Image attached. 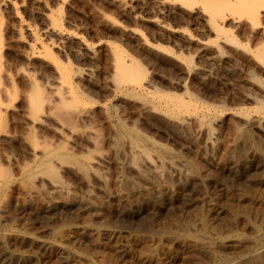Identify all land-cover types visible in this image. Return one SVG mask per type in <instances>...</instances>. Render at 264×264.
<instances>
[{"label": "rangeland", "instance_id": "obj_1", "mask_svg": "<svg viewBox=\"0 0 264 264\" xmlns=\"http://www.w3.org/2000/svg\"><path fill=\"white\" fill-rule=\"evenodd\" d=\"M191 10L180 0H0V162L12 169L0 194L1 264H264V109L257 108L264 89L257 92L247 71L254 66L264 79V67L243 47L217 38ZM54 17L65 33H74L72 38L52 34ZM244 21L232 34L254 45ZM44 46L52 57L32 53ZM114 46L142 64L149 95L160 91L199 105L182 114L185 127L158 105L143 110L148 95L139 98L117 88L111 78ZM216 47L224 50L222 56ZM56 61L73 69L74 86L85 101L69 112L70 120L55 107L62 84ZM32 81L43 84L50 100L39 123L29 110ZM118 121L157 144L147 148L158 155L152 160L161 169L140 166L129 138L118 134ZM34 134L52 149L65 147L64 152L86 159V173L74 163L51 159L69 189L66 195L56 193L58 183L46 174L37 172L34 183L27 181L24 169L44 157V145H34Z\"/></svg>", "mask_w": 264, "mask_h": 264}, {"label": "bare ground", "instance_id": "obj_2", "mask_svg": "<svg viewBox=\"0 0 264 264\" xmlns=\"http://www.w3.org/2000/svg\"><path fill=\"white\" fill-rule=\"evenodd\" d=\"M181 1V4H182V6L184 7V8H190V9H192L191 11H193L194 10V12H196V14H197V16L196 17H200L201 18V21L204 23V25L203 26H207L209 29L208 30H210V32L211 31H213V33L215 32V34H217V38H219L220 40L221 39H223V40H221V41H224L225 43H227V42H229V43H231V44H229V45H236V47H239V46H241V48L243 47L244 48V50H245V52H247V54L249 53V54H251L252 56H253V59H254V61L257 63V65L259 66V65H261V66H263L264 67V0H180ZM121 2V1H120ZM160 2H162V1H160ZM173 3V2H172ZM171 3V4H172ZM168 4H170V3H168ZM158 5V4H157ZM173 5V4H172ZM14 6V5H13ZM198 6H199V8H198ZM172 7V6H171ZM176 7V6H175ZM125 8V7H124ZM167 9V8H166ZM182 9V8H181ZM17 10V9H16ZM16 10H14V11H16ZM186 10V9H185ZM188 10V9H187ZM190 11V10H189ZM183 12H185V11H183ZM50 13V12H49ZM182 13V12H181ZM16 14H18V12L16 13ZM55 14V13H54ZM60 14V13H59ZM169 16V15H168ZM185 16V15H184ZM191 16V15H190ZM51 17H53V16H51ZM59 17H61V16H59ZM47 18H48V16H47ZM134 18V17H133ZM159 18V17H158ZM169 18V17H168ZM59 19V18H58ZM58 19L57 18H53L52 19V21H51V18H50V21L52 22L51 24H52V26H51V28H50V25H49V27L48 28H50V31L52 32V34H54L55 36H57L58 37V39H60V40H64V39H66V41L67 40H69L68 39V37L69 36H71V35H73L74 33H72L71 35H69V33H70V31H69V33H65L64 32V30H63V27H62V24L60 25V23H59V21H58ZM138 19V18H137ZM152 19H153V17H152ZM149 20V19H148ZM187 20V19H186ZM241 20H246V21H244V22H248L249 23V25H250V33H251V39H253V40H255V43H254V45H244V44H242L238 39H237V37L235 36V35H233L232 34V30L236 27V26H239L238 24L241 22ZM138 21V20H137ZM195 21V20H194ZM154 22V21H153ZM187 22H189V21H187ZM197 22V21H196ZM62 23V22H61ZM166 23H168V22H166ZM185 23V22H184ZM247 23V24H248ZM21 24V23H20ZM50 24V23H49ZM162 24V23H161ZM181 24V23H180ZM183 24V23H182ZM186 24V23H185ZM154 25V24H153ZM189 25V24H188ZM200 25H201V23H200ZM0 26H2V25H0ZM163 26V25H162ZM161 25L159 26V27H162ZM184 27V26H183ZM196 27V26H195ZM187 28V27H186ZM201 28V27H200ZM244 28V27H243ZM248 28V27H247ZM236 29V28H235ZM186 30V29H185ZM201 30V29H200ZM240 30V29H239ZM245 30V29H244ZM243 30V31H244ZM188 31V30H187ZM30 32V31H29ZM32 32V31H31ZM185 32V31H184ZM183 32V33H184ZM22 33V32H21ZM127 33V32H126ZM130 33V32H129ZM189 33V32H188ZM187 33V34H188ZM193 33H195V32H193ZM205 33V32H204ZM235 33V32H234ZM123 34V33H122ZM248 34V33H247ZM246 34V35H247ZM20 35V34H19ZM129 35V34H128ZM131 35V34H130ZM195 35V34H194ZM249 35V34H248ZM80 36V35H79ZM78 36V37H79ZM186 36H188V35H186ZM185 36V37H186ZM238 36V35H237ZM245 36V35H244ZM189 37V36H188ZM196 37V36H195ZM71 38H72V36H71ZM139 38V37H138ZM147 38V37H146ZM181 38V37H180ZM36 39L38 40V38H35L34 37V40L36 41ZM215 39V38H214ZM213 39V40H214ZM218 39V40H219ZM80 40H82V39H80ZM72 41V40H71ZM198 41V40H197ZM37 42V41H36ZM35 42V43H36ZM63 43H65V41H62ZM196 42V41H195ZM203 42V41H202ZM39 43V42H38ZM82 43H83V41H82ZM108 44H110L109 42H107ZM140 43V42H139ZM206 43H208V41L206 42ZM216 43V42H215ZM40 44V43H39ZM85 44V43H84ZM87 44V43H86ZM194 44V43H193ZM228 44V43H227ZM248 44V43H247ZM250 44V43H249ZM113 44H111V46H112ZM144 45H145V43H144ZM219 45H220V41H219ZM199 46V45H198ZM202 46V45H201ZM210 46V45H209ZM209 46H207L208 48H209ZM41 47H42V45H41ZM40 47V48H41ZM45 47V46H44ZM43 47V49H44V51H41V49H40V51H37L36 50V48H32V53L33 54H38L39 56H43V57H52V52L49 50V49H46V47L44 48ZM88 48L87 49H89L90 50V47L89 46H87ZM115 47V46H114ZM160 47V46H159ZM223 47V46H222ZM120 48V47H119ZM118 48V46L117 47H115V57H116V63H115V65H116V73L114 74V76L113 77H111L114 81H115V84L117 85V88H119L120 90L121 89H125L126 90V92H128L129 94H131V95H133V96H136V97H139V98H146V96L148 95L149 96V98H146V99H144V102H143V106H142V109L143 110H145V111H150V110H154V109H156L155 108V105H158V106H160V108H165V110L164 111H166L172 118H174V119H176V120H178L179 121V123H181V125H184V127L187 125L186 123V120L185 119H183L181 116H182V114H184V113H194L195 112V109H198L197 107L199 106V105H197V103L196 102H194V100L192 101V99L190 100V101H184L182 98H179L180 96H176V95H173V94H164V93H160V91H158V89H157V86H154L155 87V89H157V91L158 92H155V93H152L151 95H149V93L147 92V91H149V90H147L146 91V89H145V86H149V85H147L146 84V82H148V81H146L145 82V79H146V77H147V74H146V71H145V69L142 67V64H140L139 62H137L136 60H134V59H131V58H129V54H128V56L127 55H125V53L122 51V49L120 50ZM154 48H155V46H154ZM178 48V47H177ZM191 48V47H190ZM205 48V47H204ZM230 48V47H229ZM241 48L239 49V50H241ZM242 48V49H243ZM42 49V50H43ZM148 49V48H147ZM166 49H167V47H166ZM194 49V48H193ZM199 49V48H198ZM207 48H205V50H206ZM213 49V48H212ZM216 49H217V47H216ZM1 50V49H0ZM88 50V51H89ZM112 50V49H111ZM181 50V49H180ZM189 50V49H188ZM195 50V49H194ZM218 50V51H217ZM216 51L218 52V54L217 55H221L222 56V51H224V50H221V47H219L218 49H217ZM244 50H243V52H244ZM85 51H86V49H85ZM91 51H92V49H91ZM90 51V52H91ZM152 51V50H151ZM235 51L237 52L238 50H237V48L235 49ZM29 52V51H28ZM93 52V51H92ZM111 52V51H110ZM157 52V51H156ZM180 52V51H179ZM181 52H182V50H181ZM180 52V53H181ZM189 52V51H188ZM193 52V51H192ZM191 52V53H192ZM197 52V51H196ZM235 52V53H236ZM162 53V52H161ZM178 53V52H177ZM179 53V54H180ZM203 53V52H202ZM88 54V53H87ZM190 54V53H189ZM196 54V53H195ZM207 54V53H206ZM224 54V53H223ZM232 54V53H231ZM30 55H32V54H30ZM193 55V54H192ZM240 55V54H239ZM238 55V56H239ZM133 56V55H132ZM181 56H183V55H181ZM201 56V55H200ZM234 56V55H233ZM237 56V57H238ZM247 56V55H246ZM29 57V56H28ZM92 57V56H91ZM114 57V58H115ZM159 57V56H158ZM196 57V56H195ZM206 57V56H205ZM217 57H219V56H217ZM236 57V58H237ZM242 57V56H241ZM31 58H33V57H31ZM136 58H138V57H136L135 56V59ZM140 58H141V56H140ZM204 58V57H203ZM209 58H210V56H209ZM230 58V57H229ZM30 59V58H29ZM44 60V59H43ZM42 60V61H43ZM139 60V59H138ZM141 60H142V58H141ZM146 60V59H145ZM144 60V65H145V62L147 63V61H145ZM191 60V59H190ZM218 60V59H217ZM220 60V59H219ZM183 61V60H182ZM195 61V60H194ZM46 62V61H45ZM51 62V61H50ZM70 62V61H69ZM149 62V61H148ZM184 62V61H183ZM193 62V61H192ZM232 62V61H231ZM56 64H57V67H58V69H59V71H60V78L62 79V84H61V87L59 88V89H57L56 91H55V93H56V96H57V98H55L56 100H57V102H56V105H55V107H56V111H59V113H61V114H59V115H61V117H62V114H63V117H65V118H67V115L69 114V112H71V111H75V110H78L79 108H80V106L85 102L84 101V98H83V96H81L82 94L81 93H79L78 92V90H77V88L74 86V81H73V79H74V75H73V69L71 68V67H69V66H67V65H62L59 61H56L55 62ZM230 63V62H229ZM234 63H237V62H234ZM3 64V63H2ZM55 64V65H56ZM189 64V63H188ZM53 65V64H52ZM181 65V64H180ZM190 65V64H189ZM241 65V64H240ZM246 64L244 63V65L243 66H245ZM3 66V65H2ZM1 66V67H2ZM146 66V65H145ZM148 66V65H147ZM183 66H185V65H183ZM195 66V65H194ZM198 66V65H197ZM258 66H257V68H258ZM260 66V67H261ZM237 67H238V65H237ZM247 67V66H246ZM250 67V66H249ZM239 68V67H238ZM56 69V68H55ZM74 69H78L77 67H75ZM259 69V68H258ZM264 69V68H263ZM196 70V69H195ZM230 70V69H229ZM3 71V70H2ZM25 71V70H24ZM58 71V72H59ZM83 71V70H82ZM235 71H236V69H235ZM246 70H244V72H245ZM247 71H249L248 72V76L249 77H251V78H253V79H255L256 81L253 83L252 82V86H254L255 87V89H257V92L258 91H261L262 89H264V79L263 78H261V77H259L258 76V74H257V72H256V69H255V67L254 66H251ZM263 71V70H262ZM22 72V71H21ZM31 72V71H30ZM56 72V71H55ZM90 72V71H89ZM200 72V71H199ZM241 72V71H240ZM261 72V71H260ZM1 74H2V72H0ZM23 73V72H22ZM91 73H92V71H91ZM235 73V72H234ZM239 73V72H238ZM241 73H243V72H241ZM7 74V73H6ZM18 74V73H17ZM25 74H27L26 72H25ZM94 74V73H93ZM113 74V73H112ZM191 74V73H190ZM245 74V73H244ZM22 75V74H21ZM30 75V74H29ZM33 75V74H32ZM188 75V74H187ZM2 76V75H1ZM9 76V75H8ZM75 76H76V72H75ZM81 76V75H80ZM85 76V75H84ZM241 76V75H240ZM243 76V75H242ZM260 76H261V74H260ZM3 77V76H2ZM11 77V76H10ZM26 77V76H25ZM77 77H79V76H77ZM149 77V76H148ZM174 77H175V75H174ZM173 77V78H174ZM1 78V77H0ZM27 78H29V77H27ZM33 78V77H32ZM110 78V79H111ZM26 79V78H25ZM92 79V78H91ZM186 79V78H185ZM184 79V80H185ZM188 79V78H187ZM239 79H241V78H239ZM250 79V78H249ZM1 80V79H0ZM58 80H59V78H58ZM81 80H82V78H81ZM244 80H246V79H244ZM31 81V80H30ZM35 81V80H34ZM112 81V80H111ZM176 81V80H175ZM12 82H13V78H12ZM77 82V81H76ZM181 82V81H180ZM249 82V81H248ZM14 83V82H13ZM12 83V84H13ZM44 83V82H43ZM159 83V82H158ZM250 83V82H249ZM248 83V84H249ZM29 84H31V83H29ZM41 83H38V82H33L32 81V88H31V91L30 90H28V91H30V93H29V102H30V115H31V117L33 118V120L34 121H37L38 122V120L39 121H42L43 122V120L41 119V114L42 113H46L47 111H44V107H46L45 106V104H46V102H48V101H50L48 98H47V96H46V92H45V90H43V84H42V86L40 85ZM149 84V83H148ZM153 84V83H152ZM45 85V84H44ZM59 85V84H58ZM79 85H80V83H79ZM78 85V86H79ZM82 85V84H81ZM151 85V84H150ZM156 85V84H155ZM251 85V84H250ZM13 86V85H12ZM11 86V87H12ZM47 86V85H46ZM131 86H133L135 89H132V87ZM16 87V86H15ZM30 87V86H29ZM45 87V86H44ZM59 87V86H58ZM131 87V89H129ZM168 87V86H167ZM82 88V87H81ZM149 88V87H148ZM147 88V89H148ZM252 88V87H251ZM250 88V89H251ZM53 89V88H52ZM80 89V88H79ZM247 89V88H246ZM261 89V90H260ZM17 89H15L14 87H13V89H12V91L11 90H9V91H11L12 93H14L15 94V91H16ZM153 90V89H152ZM151 90V91H152ZM167 90H169V89H167ZM188 90V89H187ZM242 90H243V88H242ZM245 90V89H244ZM4 91V90H3ZM24 91V90H23ZM50 91V90H49ZM81 91V90H80ZM87 91V90H86ZM112 91V90H111ZM162 91H164V90H162ZM250 91V90H249ZM253 92L255 91V90H252ZM251 91V92H252ZM264 91V90H263ZM262 91V92H263ZM1 92H2V90H1ZM52 92V91H51ZM89 92V91H88ZM245 92H247V91H245ZM252 92V93H253ZM26 93V92H25ZM28 93V92H27ZM243 93V92H242ZM48 94H50V93H48ZM47 94V95H48ZM81 94V95H80ZM187 94V93H186ZM191 94V93H190ZM250 94V93H249ZM10 95H12V94H10ZM90 95H91V93H90ZM111 95V94H110ZM119 95V94H118ZM201 95V94H200ZM200 95H199V97H200ZM252 95V94H251ZM250 95V96H251ZM50 98H51V96L50 95H48ZM151 96V97H150ZM188 96V95H187ZM192 96H193V93H192ZM195 96H197V99H199L198 98V95H195ZM256 96H258L257 95V93H256ZM261 96H262V94H261ZM263 97H264V95H263ZM263 97H262V100H260V99H258V104H257V108L259 109L260 108V110L262 109H264V99H263ZM11 98H13V96L11 97ZM93 98V97H92ZM116 98V97H115ZM193 98H194V96H193ZM244 98V97H243ZM258 98V97H257ZM259 98H260V96H259ZM86 99V98H85ZM90 99V98H89ZM130 99V98H129ZM201 99V98H200ZM253 99V98H252ZM120 100V99H119ZM100 101V100H99ZM103 101H105V100H103ZM102 101V102H103ZM123 101V100H122ZM127 101V100H126ZM204 101V100H203ZM206 101V100H205ZM112 102H113V100H112ZM129 102V101H128ZM131 102V101H130ZM194 102V103H193ZM0 103H1V101H0ZM55 103V102H54ZM53 103V104H54ZM139 103V102H138ZM211 103H213V102H211ZM215 103V102H214ZM217 103V102H216ZM224 103V102H223ZM99 104V103H98ZM137 104V103H136ZM203 104H205V103H203ZM220 104H221V102H220ZM229 104V103H228ZM217 105H219V104H217ZM227 105V104H226ZM238 105V104H237ZM246 105H247V103H246ZM50 106V105H49ZM92 106V105H91ZM223 106V105H222ZM225 106V105H224ZM234 106V105H233ZM54 107V108H55ZM86 107V106H85ZM193 107V111L191 110V108ZM204 107V106H203ZM202 107V108H203ZM246 107H248V106H246ZM253 108H254V106H252ZM50 108H51V106H50ZM53 108V107H52ZM98 108V107H97ZM103 108H105V109H107L106 108V105H105V107H103ZM134 108V107H133ZM208 108H209V106H208ZM249 108V107H248ZM256 108V109H257ZM58 109V110H57ZM109 109V108H108ZM141 109V110H142ZM89 110V109H88ZM94 110V109H93ZM136 110V109H135ZM142 110V111H143ZM210 110V109H209ZM50 111V110H49ZM55 111V112H56ZM130 111V110H129ZM199 111V110H198ZM86 113H87V111H85ZM93 112V111H92ZM131 112H133V111H131ZM232 112V111H231ZM236 112V111H235ZM52 113V112H51ZM58 113V112H57ZM105 113H106V111H105ZM104 113V114H105ZM117 113V112H116ZM143 113V112H142ZM211 113V112H210ZM216 113V112H215ZM238 113V112H237ZM245 113V112H244ZM247 113V112H246ZM53 114V113H52ZM122 114V113H121ZM130 114V113H129ZM220 114V113H219ZM239 114H240V112H239ZM45 115V114H44ZM44 115H42V116H44ZM49 115V114H48ZM96 115V114H95ZM117 115V114H116ZM157 115H159V114H157ZM194 115V114H193ZM223 115V114H222ZM241 115V114H240ZM247 115V114H246ZM47 116V115H46ZM52 116V115H51ZM50 116V117H51ZM57 116V115H56ZM70 116V115H69ZM75 116H76V114H75ZM105 116H106V114H105ZM139 116V115H138ZM187 116H189V115H187ZM205 116H207V115H204L203 114V117H205ZM209 116V115H208ZM233 116V115H232ZM235 116V115H234ZM45 117V116H44ZM43 117V118H44ZM57 117H59V116H57ZM121 117V116H120ZM202 117V118H203ZM238 117V116H237ZM242 117H243V114H242ZM248 117V116H247ZM261 117V116H260ZM47 118H49V117H47ZM47 118H46V120H47ZM69 118V117H68ZM67 118V119H68ZM104 119H105V117H103ZM109 118V117H108ZM107 118V119H108ZM163 118V117H162ZM185 118V117H184ZM188 118V117H187ZM217 118V117H216ZM216 118H215V120H216ZM219 118V117H218ZM55 119V118H54ZM53 119V120H54ZM79 118H77V120H78ZM87 119V118H86ZM124 119H126V118H124ZM201 119V118H200ZM249 119V118H248ZM45 120V121H46ZM69 120H70V118H69ZM76 120V121H77ZM82 120V119H81ZM89 120V119H88ZM103 120V119H102ZM138 120V119H137ZM136 120V121H137ZM157 120V119H156ZM194 120V119H193ZM202 120V119H201ZM244 120V119H243ZM61 121H63L62 120V118H61ZM64 121H66V120H64ZM73 121V120H72ZM79 121V120H78ZM166 121V120H165ZM196 121V120H195ZM204 122H205V120H203ZM263 121H264V119H263ZM8 122V121H7ZM74 122V121H73ZM73 122H69L70 123V125L71 124H73ZM84 119H83V124H84ZM135 122V121H134ZM138 122V121H137ZM140 122H141V120H140ZM176 122V121H175ZM196 122H198V121H196ZM209 123H210V121H208ZM207 122V123H208ZM39 123V122H38ZM50 123V122H49ZM55 123V122H54ZM66 123V122H65ZM75 123H77V122H75ZM81 123V122H80ZM90 123V122H89ZM108 123H109V120H108ZM113 123V122H112ZM111 123V124H112ZM132 123V122H131ZM167 123H168V121H167ZM174 123V122H173ZM241 123V122H240ZM257 123V122H256ZM6 124V123H5ZM191 124V123H190ZM193 124H195V123H193ZM212 124V123H211ZM236 124H237V122H236ZM239 124V123H238ZM263 124V123H262ZM44 125V124H43ZM62 125H63V123H62ZM64 125H67V124H64ZM70 125H68L69 127H70ZM74 125V124H73ZM73 125H71V127L73 126ZM109 125V124H108ZM113 125V124H112ZM128 125V124H127ZM133 125V124H132ZM219 125V124H218ZM217 125V126H218ZM1 126H2V116H1V114H0V128H1ZM9 126V125H8ZM55 126V125H54ZM78 125H76V126H74V127H77ZM90 126H91V123H90ZM105 126V125H104ZM110 126V125H109ZM134 126V125H133ZM243 126V125H242ZM3 127V126H2ZM45 127H49L48 125L46 126L45 125ZM69 127L67 128V129H69ZM82 127V126H81ZM110 127H113V126H110ZM141 127V126H140ZM176 127H177V125H176ZM8 128V127H7ZM28 128V127H27ZM42 128V127H41ZM53 128V127H52ZM60 128V127H59ZM83 128V127H82ZM117 128H118V134L120 135V137H128L129 138V140H130V142H131V145H132V148H133V151H136L137 152V154H139L138 155V157L140 156V163L139 164H142V165H140V166H143V165H146V166H148L149 167V169H150V167L151 168H154V170H155V172L157 171V168H159V169H161L160 168V166H157V168H156V161L154 162L153 160H152V157H154V156H156L155 154L153 155V156H151V152H150V150L147 148V144L148 145H150L151 146V149H152V147L153 148H158V146H157V144H155L154 142H152V141H150V140H148L144 135H142L141 133H139L137 130H135V129H130V128H128V127H126V125H125V123H123V122H121V121H118L117 122ZM173 128V127H172ZM179 128V127H178ZM209 128H210V126H209ZM6 129V128H5ZM50 129V128H49ZM113 129V128H112ZM115 129V128H114ZM138 129V128H137ZM142 129V128H141ZM140 129V130H141ZM174 129V128H173ZM9 130V129H8ZM7 130V131H8ZM43 130V129H42ZM46 130V129H45ZM53 130H54V128H53ZM57 130V129H56ZM71 130H73V128H71ZM111 130V129H110ZM180 131H181V129H179ZM184 130V129H183ZM199 130V129H198ZM212 130H213V128H212ZM10 131V130H9ZM69 131H70V129H69ZM211 131V130H210ZM46 132V131H45ZM56 132H58V131H56ZM41 133H43L42 131H41ZM60 133H61V131H60ZM26 134V133H25ZM24 134V135H25ZM44 134V133H43ZM46 134H48V133H46ZM54 134V133H53ZM76 134V133H75ZM99 134V133H98ZM185 134V133H184ZM247 134V133H246ZM28 135V134H27ZM35 135V134H34ZM57 135V134H56ZM26 136V135H25ZM46 136V135H45ZM44 136V138H46ZM191 136V135H190ZM36 137V135L33 137V135H32V140H33V142H34V145L36 146V147H39L40 148V146H43L44 145V142H42L41 141V139H40V141L42 142V144L40 143V145L38 144V141H37V137ZM27 138V137H26ZM57 138V137H56ZM60 139L62 138V137H59ZM58 138V139H59ZM191 138V137H190ZM27 140V139H26ZM46 140H52V139H46ZM218 140V139H217ZM39 141V142H40ZM126 141V140H125ZM48 142V141H47ZM45 143V145L43 146L44 147V157H41V160H39V162L36 164V166H33V164H32V166H28V167H26L24 170H25V173H26V175L28 176V182H29V179L30 178H33V180L31 179L30 181H33V183L35 182L34 180H36V178L34 177V174L35 173H40V175L43 173V175H48V176H50L51 177V179L55 182V184L56 183H58V185L59 186H56V191L58 190V192H56V193H60V192H64V194L66 195L67 193H68V191H67V189H68V187H64L63 186V184H62V181H61V176H60V174H59V172L57 171V169L53 166L55 163H52L53 161H51V159L52 158H55V157H57V158H60L61 160H62V162L64 161V163L65 162H69V164H70V162L71 163H74V164H76L77 165V167H79L80 169H82V170H84V172L86 173V171H87V169L88 168H90L87 164H86V159L85 160H83L82 158H80V157H77V156H75V155H71V153L70 154H68L67 152H64V150H63V148H65V147H63V148H61V149H59V150H56V149H52L49 145H47L48 143ZM53 142V141H52ZM66 142V141H65ZM69 142V141H68ZM68 142L66 143V144H68ZM55 143H57V142H55ZM208 143V142H207ZM59 144V143H58ZM39 145V146H38ZM61 147V146H60ZM69 147V146H68ZM70 148V147H69ZM131 148V147H130ZM245 148V147H244ZM208 149V148H207ZM132 150V149H131ZM153 150V149H152ZM40 151V150H39ZM132 151V152H133ZM231 151V150H230ZM241 151V150H240ZM135 152V153H136ZM154 152V151H153ZM161 153V152H160ZM240 154V153H239ZM132 155H134V154H132ZM87 156V155H86ZM158 156V155H157ZM244 156V155H243ZM8 157V156H7ZM88 157V156H87ZM90 157V156H89ZM137 157V158H138ZM2 158V157H1ZM4 158V157H3ZM25 158V157H24ZM30 158H31V156H30ZM134 158H135V156H134ZM134 158H132V159H134ZM158 158V157H157ZM162 158V157H161ZM23 159V158H22ZM91 159H93V158H91ZM229 159V158H228ZM31 160V159H30ZM38 160V159H37ZM163 160L164 159H162V162H163ZM3 161V160H2ZM23 161V160H22ZM27 161V160H26ZM134 161V160H133ZM133 161H132V163H133ZM136 162H137V159L135 160ZM165 161V160H164ZM184 161V160H183ZM227 161V160H226ZM228 161H230V159L228 160ZM28 162V161H27ZM88 162H89V160H88ZM91 162V161H90ZM139 162V161H138ZM160 162V161H159ZM234 162V161H233ZM237 162V161H236ZM2 162H0V194H1V192H2V190H3V188L7 185V183H9V181L11 180V175H12V173H10L11 171H12V169H10L11 171H9L7 168H4L3 166H4V164H3V166H2V164H1ZM11 163V162H10ZM20 163V162H19ZM24 163H25V161H24ZM231 163V162H230ZM6 164V163H5ZM27 164V163H26ZM53 164V165H52ZM162 164V163H161ZM165 164V163H164ZM22 165V164H21ZM20 165V166H21ZM34 165H35V163H34ZM63 165V164H62ZM90 165H92L91 163H90ZM138 165V164H137ZM158 165V164H157ZM235 165V164H234ZM11 166V165H10ZM19 166V165H18ZM23 166V165H22ZM65 166V165H64ZM72 166V165H71ZM132 166V165H131ZM135 166V165H134ZM145 166V167H146ZM62 167V166H61ZM66 167V166H65ZM68 167V166H67ZM73 167V166H72ZM144 167V166H143ZM19 168V167H18ZM22 168V167H21ZM57 168H58V166H57ZM78 168V169H79ZM92 168V167H91ZM239 168V167H238ZM20 169V168H19ZM68 169V168H67ZM62 170V169H61ZM150 170H152L153 171V169H150ZM192 170V169H191ZM232 170V169H231ZM60 171V170H59ZM68 171V170H67ZM142 171V170H141ZM148 171V170H147ZM76 172V171H75ZM96 172V171H95ZM146 172V171H145ZM62 173V172H61ZM153 173V172H152ZM191 173V172H190ZM189 172H188V174H190ZM64 174V173H63ZM62 174V175H63ZM193 174V173H192ZM37 175V174H36ZM158 175V174H157ZM145 176V175H144ZM22 177V176H21ZM26 177V176H25ZM156 177V176H155ZM143 178V177H142ZM160 178V177H159ZM193 178V177H192ZM41 178H39V180H40ZM38 180V179H37ZM37 182V181H36ZM32 183V184H33ZM60 183V184H59ZM20 184V183H19ZM30 184V183H29ZM32 184H30V186L32 185ZM36 184V183H35ZM39 184H41V183H39ZM138 184V183H137ZM21 185V184H20ZM46 186H47V184H45ZM45 185H43V186H45ZM65 185V184H64ZM167 185V184H166ZM42 186V185H41ZM45 186V187H46ZM44 187V188H45ZM57 187H58V189H57ZM11 188V187H10ZM22 188V187H21ZM27 188V187H26ZM31 188V187H30ZM12 189V188H11ZM60 190V191H59ZM69 190V189H68ZM29 191V193H30V190H28ZM12 192V191H11ZM41 192V191H40ZM51 192H53V191H51ZM3 193V192H2ZM37 193V192H36ZM43 193V192H42ZM45 194V193H44ZM63 194V193H62ZM34 195V194H33ZM40 195V194H39ZM71 195V194H70ZM10 196V195H9ZM23 196V195H22ZM59 196H61V195H59ZM63 196V195H62ZM33 197V196H32ZM31 197V198H32ZM5 198V197H4ZM63 198V197H62ZM8 199V198H7ZM10 199V198H9ZM6 201V200H5ZM46 201H47V199H46ZM92 201V200H91ZM23 202V201H22ZM43 202V201H42ZM87 203H88V201H87ZM2 205V204H1ZM92 206H93V204H92ZM96 206H97V203H96ZM43 207V206H42ZM2 208V207H1ZM0 208V209H1ZM49 208V207H48ZM55 208V207H54ZM52 209V208H51ZM3 210V209H2ZM5 211V210H4ZM60 212V211H59ZM2 228V227H1ZM235 234V233H234ZM262 235V234H261ZM3 236V235H2ZM6 236V235H5ZM234 236V235H233ZM241 236V235H240ZM260 236V235H259ZM258 236V237H259ZM197 237V236H196ZM261 237H264V236H261ZM0 238H1V236H0ZM257 240V239H256ZM3 241V240H2ZM5 245V244H4ZM1 250V249H0ZM262 250V249H261ZM0 252H2V251H0ZM5 253V252H4ZM252 254V253H251ZM263 254V253H262ZM253 255H254V252H253ZM255 255H256V253H255ZM10 257V256H9ZM12 257V256H11ZM3 258V257H2ZM256 259H257V261L259 262V263H261V259H262V257L261 256H259V254L257 255V257H256ZM229 260V259H228ZM7 261V260H6ZM22 261V260H21ZM227 261V260H226ZM2 262V261H1ZM12 262V261H11ZM221 262V261H220ZM228 262V261H227ZM5 263V262H4ZM9 263V262H8ZM1 264V263H0ZM10 264V263H9ZM21 264V263H20ZM223 264V263H222ZM230 264V263H229ZM248 264V263H247Z\"/></svg>", "mask_w": 264, "mask_h": 264}]
</instances>
